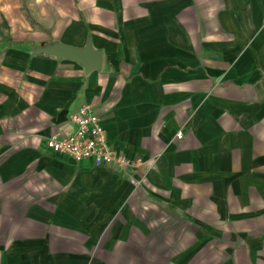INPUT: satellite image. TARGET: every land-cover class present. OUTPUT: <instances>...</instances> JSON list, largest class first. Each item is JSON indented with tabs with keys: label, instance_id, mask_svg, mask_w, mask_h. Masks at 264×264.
Listing matches in <instances>:
<instances>
[{
	"label": "crops",
	"instance_id": "crops-1",
	"mask_svg": "<svg viewBox=\"0 0 264 264\" xmlns=\"http://www.w3.org/2000/svg\"><path fill=\"white\" fill-rule=\"evenodd\" d=\"M85 104L139 186L48 148ZM0 264H264V0H0Z\"/></svg>",
	"mask_w": 264,
	"mask_h": 264
},
{
	"label": "built area",
	"instance_id": "built-area-1",
	"mask_svg": "<svg viewBox=\"0 0 264 264\" xmlns=\"http://www.w3.org/2000/svg\"><path fill=\"white\" fill-rule=\"evenodd\" d=\"M71 122L76 127L75 131L68 135L51 136L47 142L49 149L78 163L92 160L96 167L112 169L126 177L132 170L131 182L140 185L133 178V172L140 166V161L129 160L110 147L102 118L92 105L85 104L78 108L71 116ZM177 138L182 139L183 133L179 132Z\"/></svg>",
	"mask_w": 264,
	"mask_h": 264
},
{
	"label": "water",
	"instance_id": "water-1",
	"mask_svg": "<svg viewBox=\"0 0 264 264\" xmlns=\"http://www.w3.org/2000/svg\"><path fill=\"white\" fill-rule=\"evenodd\" d=\"M34 54L79 63L84 67L87 74L102 68L103 54L101 51L94 48L90 39L84 48L73 47L57 42L52 45L34 49Z\"/></svg>",
	"mask_w": 264,
	"mask_h": 264
},
{
	"label": "trees",
	"instance_id": "trees-1",
	"mask_svg": "<svg viewBox=\"0 0 264 264\" xmlns=\"http://www.w3.org/2000/svg\"><path fill=\"white\" fill-rule=\"evenodd\" d=\"M27 16H28V18H29L30 20H32L30 14H29L28 12H27ZM32 22H34V21L32 20ZM34 24H35V23H34Z\"/></svg>",
	"mask_w": 264,
	"mask_h": 264
}]
</instances>
